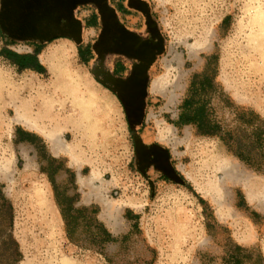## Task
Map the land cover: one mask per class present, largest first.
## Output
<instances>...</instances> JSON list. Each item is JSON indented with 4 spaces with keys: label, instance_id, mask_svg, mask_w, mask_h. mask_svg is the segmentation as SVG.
Returning <instances> with one entry per match:
<instances>
[{
    "label": "rangeland",
    "instance_id": "rangeland-1",
    "mask_svg": "<svg viewBox=\"0 0 264 264\" xmlns=\"http://www.w3.org/2000/svg\"><path fill=\"white\" fill-rule=\"evenodd\" d=\"M141 1L163 45L150 71L139 127L140 121L130 123L117 95L101 82L96 54L87 62L79 55L93 29L84 30L80 46L66 37L44 43L38 54L43 73L18 70L2 49L29 53L33 44L8 42L2 24L6 3L0 0V70L23 89V98L50 99L55 116L53 125L31 128L17 122L11 108L2 113L0 165L9 167L0 172V187L12 211L0 213V238L12 236L17 242L21 257L15 264H219L226 237L258 247L264 256V164L249 167L218 139L198 135L192 125L172 123L192 76L206 69L215 85L210 107L222 125H237V108L253 109L264 118V83L248 73L245 58L258 45L248 43V37L257 29L252 15L264 9V0ZM90 9L81 7L77 16L85 18ZM158 79L168 82L165 90L154 89ZM241 80L249 86H239ZM37 109L34 104L32 112ZM39 130H54L66 150L54 152ZM26 135L30 142L20 140ZM154 145L167 166L140 158V148ZM219 160L232 162L235 174L215 170ZM70 206L91 211L79 215L72 240L60 213V207ZM93 218L119 240L94 242L96 226H88Z\"/></svg>",
    "mask_w": 264,
    "mask_h": 264
},
{
    "label": "flooded vegetation",
    "instance_id": "flooded-vegetation-1",
    "mask_svg": "<svg viewBox=\"0 0 264 264\" xmlns=\"http://www.w3.org/2000/svg\"><path fill=\"white\" fill-rule=\"evenodd\" d=\"M6 25L17 29L22 18L35 22L43 35L54 39L80 38L77 14L90 6L83 29H93L91 43L96 49L97 74L119 98L128 121L139 127L147 106L150 71L162 50L163 38L151 11L141 0H5ZM27 24V23H26ZM25 24V25H26ZM113 59L108 63L107 59ZM141 119V120H140ZM140 158L167 166V158L156 145L138 150Z\"/></svg>",
    "mask_w": 264,
    "mask_h": 264
},
{
    "label": "trees",
    "instance_id": "trees-1",
    "mask_svg": "<svg viewBox=\"0 0 264 264\" xmlns=\"http://www.w3.org/2000/svg\"><path fill=\"white\" fill-rule=\"evenodd\" d=\"M6 7V4L5 6ZM19 25L17 29L12 30L6 25V17L2 23L9 32H7L8 42L20 40L16 37L20 23L25 21L27 27L32 31L30 39L22 40L33 44V51L29 53H17L10 49H2L1 55L12 63L18 70H32L37 73H43L44 67L38 60V54L42 45L54 40L52 35H43L40 28L34 27L32 20L17 18ZM10 40V41H9ZM81 44V43H80ZM78 44V46H80ZM96 54V49L91 43H87L82 49H79V55L84 62L89 57ZM97 55V54H96ZM214 77L209 74L207 69L199 74H194L189 82L187 92L179 106V114L176 121L172 122L175 126L192 125L196 133L201 136L214 137L218 139L225 147L227 152L231 153L237 159L249 167L260 169L264 164V118L250 108L235 109V121L237 125L228 128L222 125L221 121L213 116L210 107V92L214 90ZM21 141L30 142L28 136L20 138ZM201 200V199H200ZM202 204L203 201H200ZM3 209L11 215L12 206L4 197L0 187V213ZM60 213L64 222L65 233L72 240V232L76 230L79 223V215L91 213L88 208L82 207L67 210L60 207ZM96 226L97 235L92 240L97 243L105 241H116L118 237H113L107 229L98 223L94 218L90 220L88 226ZM205 228L209 230L210 224L206 223ZM123 236L121 239H124ZM222 255L219 264H264V256L258 247H245L226 237L222 243ZM21 257L17 242L12 236L0 238V264H15Z\"/></svg>",
    "mask_w": 264,
    "mask_h": 264
},
{
    "label": "bare ground",
    "instance_id": "bare-ground-1",
    "mask_svg": "<svg viewBox=\"0 0 264 264\" xmlns=\"http://www.w3.org/2000/svg\"><path fill=\"white\" fill-rule=\"evenodd\" d=\"M252 17H253L252 23L256 24L257 29L253 30L251 32V35H249V37H248L249 42L248 43H252L253 45H255V43H258V45L252 47V50L254 51L255 54L254 55H248L245 58L247 59V62H249V65H250V71L248 73L253 74V75L258 74L259 80L264 83V9H258L252 15ZM250 48L251 47L248 46V50ZM192 49L193 48L190 47L189 50L192 51ZM41 57H40V62L43 64L44 59H42ZM42 60H43V62H42ZM45 63L48 64V61H45ZM247 66H246V68H247ZM49 68H51V66H49ZM239 69H240V67H239ZM167 80H168V78H167ZM233 80H234V78H233ZM237 81H239V80H237ZM167 83L163 79H158V80H155L153 82V87L155 90L163 91L167 87ZM240 84H239V86H241L243 88H247L249 86V82L244 81V80H241ZM235 89H236V87H235ZM22 90L23 89L20 86L17 87L14 84V82L12 81V78L9 75H7L6 73H4L0 70V127H1V122H2L1 121L2 120L1 119L2 113L4 112V110L6 108H11L14 112V119L17 122L22 123L24 126L31 127V128H38L40 125H42V126H44L46 124H52L53 125V122L55 120V116L52 112L53 111V109H52L53 108V102L50 99H47L46 97H44L43 95H38L32 99L23 98L22 97ZM235 95H237V94H235ZM34 104L38 106L36 113L32 112V107ZM85 112H83L82 114H84ZM61 119H62V117H61ZM45 131L43 132L42 130H39L40 134L44 138H46L48 140V142L51 144L54 152H58V151L61 152V151L66 150L65 146L63 145V141H61L59 139V136L55 133L54 130H51L50 132H45ZM7 161H5V162H7ZM26 166H27V163H26ZM8 167H9L8 163L0 165V172L3 173L5 171H7ZM214 169L219 170L221 173L225 174V176L231 177L232 175L235 174L236 167L232 162H227V160H219L215 164ZM236 177H237V175H236ZM196 189L198 192L201 193V195L203 197L205 196L206 192L202 188L196 186ZM251 197H252V195H251ZM36 200H37V206H39V208H42L43 204L41 202L42 199H41L40 194L37 196Z\"/></svg>",
    "mask_w": 264,
    "mask_h": 264
},
{
    "label": "water",
    "instance_id": "water-1",
    "mask_svg": "<svg viewBox=\"0 0 264 264\" xmlns=\"http://www.w3.org/2000/svg\"><path fill=\"white\" fill-rule=\"evenodd\" d=\"M5 31L9 32L7 28H5ZM16 32V37L19 38L20 40H27L35 36L32 35V31L27 25H25V21H22L20 23L19 29Z\"/></svg>",
    "mask_w": 264,
    "mask_h": 264
},
{
    "label": "crops",
    "instance_id": "crops-1",
    "mask_svg": "<svg viewBox=\"0 0 264 264\" xmlns=\"http://www.w3.org/2000/svg\"><path fill=\"white\" fill-rule=\"evenodd\" d=\"M79 19L77 20V19H75L74 17L72 18L73 19V21L74 22H76L77 23V25H78V29L80 30V33H81V36H80V38L79 39H75V40H73L77 45L78 44H80V43H82V36H83V32H84V30L85 29H91V28H84L83 29V24H84V20H85V18H86V15H85V18H81V17H78ZM67 38V37H66ZM93 46V45H92Z\"/></svg>",
    "mask_w": 264,
    "mask_h": 264
}]
</instances>
